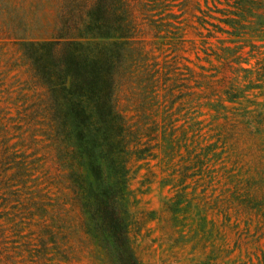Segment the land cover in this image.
Returning <instances> with one entry per match:
<instances>
[{"label":"rangeland","instance_id":"1","mask_svg":"<svg viewBox=\"0 0 264 264\" xmlns=\"http://www.w3.org/2000/svg\"><path fill=\"white\" fill-rule=\"evenodd\" d=\"M247 1L134 2L140 53L123 69L138 78L120 104L136 138L116 213L125 264H264V10ZM83 4L0 0V264L118 262L57 162L24 56Z\"/></svg>","mask_w":264,"mask_h":264},{"label":"trees","instance_id":"2","mask_svg":"<svg viewBox=\"0 0 264 264\" xmlns=\"http://www.w3.org/2000/svg\"><path fill=\"white\" fill-rule=\"evenodd\" d=\"M81 1L66 33L29 42L24 56L34 85L44 89L39 112L49 120L57 162L69 171L66 177L78 190L88 227L103 238L106 249L112 245L117 264H125L126 226L116 216L118 186L133 151L129 137L136 138V131L120 97L138 78L123 69L127 54L140 53L134 48L139 28L136 5L135 0ZM211 1L215 6L221 3ZM246 4L247 0H234L230 5L244 11ZM250 5L251 10H264V0ZM234 20L226 22L233 26ZM46 212L42 207L41 213L47 216ZM128 259L139 264L132 256Z\"/></svg>","mask_w":264,"mask_h":264}]
</instances>
